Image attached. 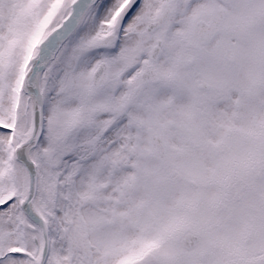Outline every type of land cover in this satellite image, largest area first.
<instances>
[{"label": "snow or ice", "instance_id": "1", "mask_svg": "<svg viewBox=\"0 0 264 264\" xmlns=\"http://www.w3.org/2000/svg\"><path fill=\"white\" fill-rule=\"evenodd\" d=\"M0 264H264V0H0Z\"/></svg>", "mask_w": 264, "mask_h": 264}]
</instances>
